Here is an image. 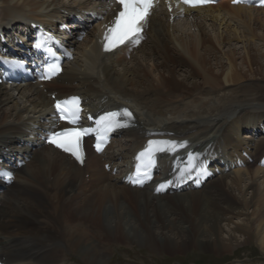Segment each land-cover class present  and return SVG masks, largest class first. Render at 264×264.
I'll list each match as a JSON object with an SVG mask.
<instances>
[{
    "label": "bare ground",
    "instance_id": "6f19581e",
    "mask_svg": "<svg viewBox=\"0 0 264 264\" xmlns=\"http://www.w3.org/2000/svg\"><path fill=\"white\" fill-rule=\"evenodd\" d=\"M93 1L109 13L110 0H0V35L71 15L89 21ZM195 12L157 8L145 39L113 55L101 53L98 25L88 24L69 40L74 60L47 94L33 84L0 86V160L28 159L0 193L5 263L66 264L79 253L104 264L106 246L143 242L155 253L195 246L237 256L256 245L264 254V8L220 2ZM51 94H82L91 112L129 109L136 126L106 161L89 153L81 168L40 140ZM154 137L184 145L165 166L171 184L204 164L222 173L201 189L154 195L104 170L109 163L125 173Z\"/></svg>",
    "mask_w": 264,
    "mask_h": 264
},
{
    "label": "snow or ice",
    "instance_id": "6c2138e0",
    "mask_svg": "<svg viewBox=\"0 0 264 264\" xmlns=\"http://www.w3.org/2000/svg\"><path fill=\"white\" fill-rule=\"evenodd\" d=\"M117 2L120 4L121 10L104 37L106 51H111L126 41L138 37L142 32V24L146 21L152 8L155 6V0H117ZM183 2L196 7L209 2V0H183ZM135 42L138 43V39ZM36 47L40 48L43 45L38 43ZM47 71L48 75L44 78L51 79L52 76L57 75L61 71V68L58 63L49 64ZM55 109L59 113V119L65 120L69 124H75L81 111L80 100L78 97H73L71 100L57 102ZM121 116L131 119L132 113L125 109L122 112H110L101 118L100 128L96 130L98 141L105 140L107 138L106 133L113 129L127 126V123H121L119 119ZM87 134V129L66 128L62 131L52 132L49 142L63 149L65 152L71 153L77 160L83 163L81 140ZM176 148L177 144L173 141H150L148 147L140 153L138 159L141 161L143 167L150 168L155 163V154L157 152L168 149L175 150ZM97 150H102L99 142L97 143ZM191 159L193 158L190 157ZM144 175L147 176L148 173L145 172ZM8 178L11 179V176L9 175Z\"/></svg>",
    "mask_w": 264,
    "mask_h": 264
},
{
    "label": "rangeland",
    "instance_id": "374dc122",
    "mask_svg": "<svg viewBox=\"0 0 264 264\" xmlns=\"http://www.w3.org/2000/svg\"><path fill=\"white\" fill-rule=\"evenodd\" d=\"M73 1H79V3H81V0ZM256 28L259 30V27ZM259 32L264 33V29ZM242 45V43L238 44L239 47H242ZM119 141H121L122 144L125 143L124 138H121ZM115 150L117 151L116 148ZM130 217H133L132 213ZM106 247L107 249H111H108L104 264H264V254L261 253L256 245H244L237 248V256L229 253H218L216 250L203 251L195 246L189 247L185 251H181L177 248L174 252H170L164 247L162 253L161 251L155 253L153 250H150L144 242L133 246L113 244L110 247ZM71 257L72 258L69 259L66 264H91L85 261L79 253L71 254Z\"/></svg>",
    "mask_w": 264,
    "mask_h": 264
}]
</instances>
